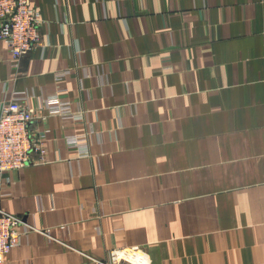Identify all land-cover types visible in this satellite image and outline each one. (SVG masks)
I'll return each instance as SVG.
<instances>
[{
  "label": "crops",
  "instance_id": "crops-1",
  "mask_svg": "<svg viewBox=\"0 0 264 264\" xmlns=\"http://www.w3.org/2000/svg\"><path fill=\"white\" fill-rule=\"evenodd\" d=\"M30 2L42 42L14 70L0 41V105L82 117L34 120L48 162L0 179L36 229L8 264H264V0Z\"/></svg>",
  "mask_w": 264,
  "mask_h": 264
},
{
  "label": "built area",
  "instance_id": "built-area-1",
  "mask_svg": "<svg viewBox=\"0 0 264 264\" xmlns=\"http://www.w3.org/2000/svg\"><path fill=\"white\" fill-rule=\"evenodd\" d=\"M42 23L39 11L32 7L30 0H0V41L12 54L14 70L26 53L41 45ZM23 99V95L15 94L10 101L0 105V179L30 165L48 162L45 137L31 134L34 120L51 116L66 120L82 117L81 113L77 115L73 111L69 101L61 100L58 94L45 97L38 111L24 104ZM83 141L85 139H68L71 146L82 147L81 156L85 157L90 152ZM22 226L24 222L19 216L0 208V264H8L10 252L21 244L24 237L36 231L34 227L22 229ZM109 258L110 261L104 264H149L138 248L112 250Z\"/></svg>",
  "mask_w": 264,
  "mask_h": 264
}]
</instances>
